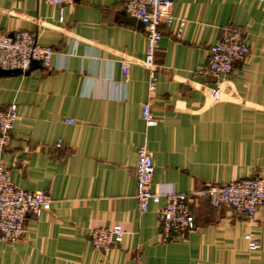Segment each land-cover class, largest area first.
Returning <instances> with one entry per match:
<instances>
[{
    "label": "crops",
    "instance_id": "crops-1",
    "mask_svg": "<svg viewBox=\"0 0 264 264\" xmlns=\"http://www.w3.org/2000/svg\"><path fill=\"white\" fill-rule=\"evenodd\" d=\"M125 1L74 0L60 13L44 0H0V32H28L54 51L48 68L0 76V110L15 104L18 115L0 159L13 185L52 200L50 211L27 215L20 241H0V264H264L262 209L249 221L201 202L185 237L163 242L159 229L167 194L264 177V0H170L151 98L144 27L126 16ZM227 27L244 31L249 53L217 82L205 74L208 48ZM148 100L154 127L142 118ZM143 145L161 200L141 214ZM114 225L122 243L95 249L89 231ZM247 234L258 250L248 249Z\"/></svg>",
    "mask_w": 264,
    "mask_h": 264
},
{
    "label": "built area",
    "instance_id": "built-area-1",
    "mask_svg": "<svg viewBox=\"0 0 264 264\" xmlns=\"http://www.w3.org/2000/svg\"><path fill=\"white\" fill-rule=\"evenodd\" d=\"M45 3L62 11L63 7L72 5L74 0H44ZM127 17L139 22L145 31L146 49L143 64L147 70L148 95L154 94L158 82L154 54L161 38L160 24L173 20L170 0H126L123 6ZM183 23L181 22V26ZM249 53L245 33L240 29L224 28L219 39L208 48V62L205 74L217 82L231 77L235 65L243 62ZM54 51L51 47L36 44L35 37L25 31L12 34L0 32V68L3 70H20L25 73L38 62L42 68H48ZM120 69L127 79L130 62L120 60ZM218 85V83H217ZM217 91H219L217 89ZM142 118L146 127H154L158 120L151 111L150 101L142 106ZM18 115L16 105L12 104L0 110V154L11 141ZM71 119L66 123L72 124ZM60 146V141L57 143ZM153 161L150 152L143 145L137 150L135 168V200L139 213L148 211L151 203L158 204L161 195L154 191ZM165 203L159 213L160 237L163 242L183 238L196 229L195 211L201 202L211 208L226 207L233 213L252 221L256 212L264 210V177L240 179L225 185H207L191 193H171L164 196ZM52 200L45 191H24L12 184L10 171L0 159V241L15 243L25 235V220L28 214L35 217L51 210ZM125 231L118 225L111 228H94L88 238L97 250L107 251L119 246ZM248 249L260 248L258 239L245 235Z\"/></svg>",
    "mask_w": 264,
    "mask_h": 264
},
{
    "label": "water",
    "instance_id": "water-1",
    "mask_svg": "<svg viewBox=\"0 0 264 264\" xmlns=\"http://www.w3.org/2000/svg\"><path fill=\"white\" fill-rule=\"evenodd\" d=\"M32 66H40L38 62H32ZM29 71L22 73L20 70H3L0 68V76H11L18 74H27Z\"/></svg>",
    "mask_w": 264,
    "mask_h": 264
}]
</instances>
